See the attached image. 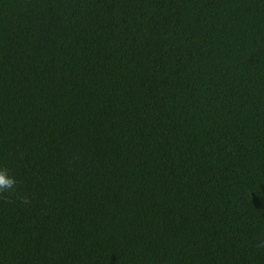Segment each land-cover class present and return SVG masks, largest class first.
<instances>
[{
    "label": "trees",
    "instance_id": "trees-1",
    "mask_svg": "<svg viewBox=\"0 0 264 264\" xmlns=\"http://www.w3.org/2000/svg\"><path fill=\"white\" fill-rule=\"evenodd\" d=\"M0 264H264V0H0Z\"/></svg>",
    "mask_w": 264,
    "mask_h": 264
},
{
    "label": "clouds",
    "instance_id": "clouds-1",
    "mask_svg": "<svg viewBox=\"0 0 264 264\" xmlns=\"http://www.w3.org/2000/svg\"><path fill=\"white\" fill-rule=\"evenodd\" d=\"M14 183L15 180L13 178L6 176V173L0 171V191L12 188Z\"/></svg>",
    "mask_w": 264,
    "mask_h": 264
}]
</instances>
